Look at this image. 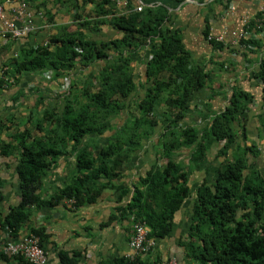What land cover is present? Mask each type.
Returning a JSON list of instances; mask_svg holds the SVG:
<instances>
[{"label": "trees", "instance_id": "obj_1", "mask_svg": "<svg viewBox=\"0 0 264 264\" xmlns=\"http://www.w3.org/2000/svg\"><path fill=\"white\" fill-rule=\"evenodd\" d=\"M60 1L71 2L73 19L79 24L76 30L61 27L46 43L22 48L0 65V91L23 76L42 73L51 74L66 88L58 96L60 104L51 108L49 103L46 110L38 111L45 100L38 95L23 130L0 123V133L10 134V142L0 140V156L17 157L21 195L18 205L0 218V225L16 238L29 217V206L73 200L69 204L77 208L95 203L106 188L118 192L121 200L131 192L126 183L119 182L122 169L131 165L136 152L153 150L157 155L146 174L132 184L131 199L117 208L121 216L132 225L145 224L149 240L165 239L171 234L175 214L194 194L188 236L183 241L186 259L196 264H264V54L251 72L258 97L233 87L223 109L213 112L203 125H189L183 121L198 107V94L213 80L205 62L193 61L181 31L168 27L172 18L168 2L185 0H140L144 5L140 12L135 11L137 2L134 6L129 1L123 13L115 10L116 0ZM88 4L93 5L90 11ZM102 26L118 36L109 41L93 39ZM243 29L245 36L237 48L213 39L208 42L230 56L258 55L264 9ZM204 36L209 37L208 30ZM140 53H146L147 59L139 73L142 82H137L132 59ZM216 65L228 72L234 63ZM87 68L93 69L89 76L80 73L72 81L67 76L71 72L72 77L78 76ZM255 99L259 111L252 116ZM31 123L40 133L36 137H31ZM70 150L75 154L74 172L48 201H40L36 192L41 177L56 158ZM184 150L189 152L187 164L176 160ZM197 167L204 170L205 178L194 186L190 175ZM29 233L44 248L48 237L44 230ZM61 259L62 264L75 263L68 255ZM113 263L160 264L142 257ZM0 264L29 263L22 255L0 253Z\"/></svg>", "mask_w": 264, "mask_h": 264}, {"label": "crops", "instance_id": "obj_2", "mask_svg": "<svg viewBox=\"0 0 264 264\" xmlns=\"http://www.w3.org/2000/svg\"><path fill=\"white\" fill-rule=\"evenodd\" d=\"M20 1L23 0H0L2 12L6 20L13 21L18 29L30 24L31 31L23 32L19 38H13V40L9 37L5 39L1 37L5 28L0 20V65L6 59L14 57L22 48L46 43L50 36L59 34L61 27L68 26L74 31L79 25L73 19L74 11L70 10L71 2L69 1L66 3L60 0H42L35 3L23 1L26 4L23 14L20 12ZM129 1H132L134 6L136 2L139 3L138 0H116L113 1L115 10L123 13ZM167 6L170 7L172 14L168 27L179 29L183 43L190 51L193 61L205 62L206 68L212 71L211 88L207 87L198 94L196 103L198 107L187 116L184 123L203 125L210 119L213 112L218 113L225 107L233 87L242 88L255 97L259 96V89L257 83L251 78V72L256 67L258 59L264 54V32L258 36L262 41L261 53L245 58L237 54L230 56L226 51H216L208 42V37L205 38L204 31L208 30L209 36L213 38L223 36L225 44L237 48L239 36L244 30L245 19L249 21L262 11L264 0H205L203 3L185 0L179 4L169 1ZM92 8V4L86 6L87 11ZM117 34L108 26H102L99 33L92 34V38L109 41L116 38ZM146 59V53H140L132 59V66L137 73V82H142L139 73L143 71L142 64ZM221 61H233L232 70L228 72L218 70L216 64ZM99 65L96 63L95 67L99 68ZM92 72L93 69L87 68L80 71L78 76L72 77V72L67 76L72 81L80 78V73L89 76ZM51 77L52 75L48 73L30 74L23 76L14 86L3 88L0 91V123L12 129L19 127L23 130L38 95L45 97L43 104H39L38 111L48 109L49 103L51 108L58 106L61 102V97L58 96L63 86H59L58 84L61 83ZM212 88L215 94L209 90ZM251 109L250 112H253L251 115L255 116L256 111H259L258 99H255ZM28 126L31 137L40 134L34 129L32 123ZM0 140L10 142L9 132L2 130ZM188 154L189 152L184 150L176 156V160L187 164ZM156 155L153 150L136 152L131 165L122 169V180L120 179L119 182L126 183L131 188V192L121 200H118V192L106 188L95 203L77 208L71 207L67 200L54 205L29 206V217L16 238L10 236V233L0 225V250L5 243L19 242L24 236L30 234L31 229L42 228L48 236L43 243L47 253L46 264H62L63 255L72 257L74 264H114L113 261L117 259L133 255L134 252L130 247L133 225L130 219L121 216L117 208L129 202L132 196V184L146 174ZM17 161L15 156H0V191L3 196L0 202V218L8 214L10 207L17 206L21 201L20 180L16 173ZM75 166V154L71 153V150L67 155L56 158L46 174L41 177V185L36 192L40 201H48L55 192L62 189L67 176L74 172ZM209 170L213 171V167ZM204 178V170L197 167L190 175V182L194 186H199ZM193 199L194 194L175 214L169 237L156 239L153 250L137 257L149 258L160 264L174 261L175 264H196L186 259L183 247V241L187 239L191 223L190 212ZM114 216L116 217L113 218Z\"/></svg>", "mask_w": 264, "mask_h": 264}, {"label": "built area", "instance_id": "obj_3", "mask_svg": "<svg viewBox=\"0 0 264 264\" xmlns=\"http://www.w3.org/2000/svg\"><path fill=\"white\" fill-rule=\"evenodd\" d=\"M139 3L135 8L136 12H140L143 9V3L138 0ZM26 8V4L23 1H20V12L23 14L24 10ZM0 20L4 24V32L1 34V37H4L5 39L8 37L11 38H19L21 34L24 32H30L31 25L27 24L24 26V30L22 33L19 32L21 30H18L16 28V25L13 21L6 20L3 12L2 7L0 6ZM245 24L248 22L245 19ZM21 33V34H20ZM245 36V32L243 31L239 39ZM208 39H213L216 42L225 44V38L223 36L218 37H211L209 36ZM62 88H65L64 86ZM63 91V90H62ZM70 204L74 203L73 200L69 201ZM148 233L149 229L147 226L143 223H136L133 225V234L130 239V247L132 251L134 252L133 255H130L126 258L128 259H134L138 255L145 254L153 250L154 241L148 239ZM0 253L7 255L9 257L19 256L22 255L23 258L29 263V264H46L47 263V253L45 249L40 245L39 238L28 234L24 236L19 242L16 243H5L1 247ZM168 264H175L174 262H169Z\"/></svg>", "mask_w": 264, "mask_h": 264}, {"label": "rangeland", "instance_id": "obj_4", "mask_svg": "<svg viewBox=\"0 0 264 264\" xmlns=\"http://www.w3.org/2000/svg\"><path fill=\"white\" fill-rule=\"evenodd\" d=\"M16 28H17V27H16ZM24 28H25V27H22V29H18V28H17V29H18V30H21V31H19V32L22 33L23 31H25ZM30 31H31V30H30ZM21 33H20V34H21ZM62 90H63V91H66V88H62ZM249 130L253 131V127H250ZM254 131H255V130H254ZM261 145L263 146V149H264V140L261 141ZM261 149H262V147H261Z\"/></svg>", "mask_w": 264, "mask_h": 264}]
</instances>
